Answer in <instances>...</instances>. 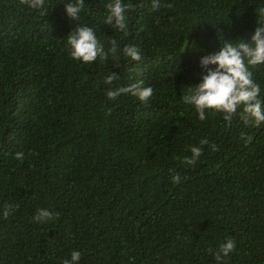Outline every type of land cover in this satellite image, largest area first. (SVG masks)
Listing matches in <instances>:
<instances>
[{
  "label": "trees",
  "instance_id": "1",
  "mask_svg": "<svg viewBox=\"0 0 264 264\" xmlns=\"http://www.w3.org/2000/svg\"><path fill=\"white\" fill-rule=\"evenodd\" d=\"M68 2L45 0L42 16L0 0V264H63L72 251L79 264H216L229 238L224 264H264V123L200 121L182 100L206 74L202 57L251 39L264 0H161L172 7L158 12L151 0H122L134 5L125 32L103 24L110 0H85L74 22ZM77 24L105 51L115 39L142 59L73 61L66 44ZM251 71L264 101V66ZM111 72L112 87L142 81L152 97L107 99ZM201 139L198 161L183 164ZM40 209L60 215L36 222Z\"/></svg>",
  "mask_w": 264,
  "mask_h": 264
},
{
  "label": "clouds",
  "instance_id": "2",
  "mask_svg": "<svg viewBox=\"0 0 264 264\" xmlns=\"http://www.w3.org/2000/svg\"><path fill=\"white\" fill-rule=\"evenodd\" d=\"M19 5L25 6L33 11H38L44 16L48 13L45 10V0H18ZM162 7L171 8V4L163 5L161 0H151V11L158 12ZM85 9V0H70L64 4V11L71 21H80L81 12ZM106 15L103 24L125 32L126 12L134 10L131 3H123L122 0H110L105 5ZM257 27L247 42L238 39L223 42L220 50L214 54L201 58L200 66L206 70V74L201 77V82L188 88L187 94L182 97L185 105H191L200 121H204L206 113L212 115L221 114L226 126H231L234 117H238L245 125L251 124L253 127L264 123V101L260 98L261 86L253 79L251 69L264 66V9L259 12ZM109 48L104 50L91 27L77 24L67 36V50L70 59L82 65H91L99 58L102 61L109 57L113 59V66L117 67L121 58V53L125 58L132 61L142 59L139 47L126 45L121 50L115 39L109 41ZM118 75L111 72L107 75L103 83L108 85L106 91L107 99L114 100L122 94H130L136 97L140 103H147L153 95L152 87H144L143 82H137L127 87H112ZM247 144L250 137H242ZM200 146H192L189 151L190 157H185L182 163L193 166L203 153L204 145H208L207 139L200 140ZM212 151L217 150V146L209 145ZM25 154L16 152L14 159L23 161ZM172 182L179 184L181 178L179 174L172 176ZM12 214L10 206L5 205L2 215L7 219ZM58 212L48 209H40L33 217L34 221L46 223L59 217ZM236 242L229 238L221 243L213 253L216 264H224L227 258L235 249ZM212 252V249H209ZM82 253L72 251L70 260H64L63 264H79Z\"/></svg>",
  "mask_w": 264,
  "mask_h": 264
}]
</instances>
